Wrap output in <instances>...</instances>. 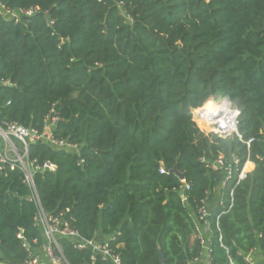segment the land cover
Wrapping results in <instances>:
<instances>
[{
    "label": "trees",
    "instance_id": "trees-1",
    "mask_svg": "<svg viewBox=\"0 0 264 264\" xmlns=\"http://www.w3.org/2000/svg\"><path fill=\"white\" fill-rule=\"evenodd\" d=\"M0 1L37 9L17 23L0 15V81L10 83L0 84V124L41 130L53 112V135L80 149L29 146L30 159L56 165L34 176L46 214L62 212L83 239H109L121 264H160L159 252L164 264H191L204 252L195 218L204 200L211 264L264 255V0ZM218 97L239 110L242 140L197 124L194 112ZM232 155L239 166L221 186L211 164ZM216 193L222 205L211 209ZM28 196L21 171H0L2 264L44 243ZM59 244L67 264H113Z\"/></svg>",
    "mask_w": 264,
    "mask_h": 264
},
{
    "label": "built area",
    "instance_id": "built-area-1",
    "mask_svg": "<svg viewBox=\"0 0 264 264\" xmlns=\"http://www.w3.org/2000/svg\"><path fill=\"white\" fill-rule=\"evenodd\" d=\"M36 8H29L26 10L11 11L7 9L0 1V15L6 19L17 23L22 17H30L36 13ZM52 24V22H50ZM0 84L10 85L8 81ZM211 104L210 110H203L204 106L194 112V118L197 124L207 133L215 134L222 139L237 137L241 139L238 132V118L239 110L235 108L229 99L225 97H218L209 100ZM9 104V102L7 103ZM58 115L51 113L45 117L43 127L41 130L23 127L14 122H2L0 124V171L9 169L10 171L19 170L23 175V183L29 191L28 200L33 202L36 206L37 212L34 218L35 225L40 229L44 243L42 248L44 250L47 260L51 264H67L66 260L61 254L59 240L62 238L71 239L74 248L77 250L89 249L91 252V261L95 260V255H99L102 259H109L113 264H121L117 255L111 254L109 248V239L103 241L86 240L70 228L68 222L65 221L62 212L58 214H46L38 200V195L34 183V176L38 173L54 172L56 165L49 161L40 162L37 159L29 158V146L38 141H44L47 144L62 149L65 152L79 154L78 144L69 142L66 139H57L53 135L54 128L58 121ZM253 139L244 141V144L249 148ZM232 165L239 166V160L235 156H231L230 164H227L223 156L211 164V169L214 171H223L224 179L221 186H225L228 181L232 179ZM250 170V161L242 164L237 173L236 184L244 180ZM237 171V170H236ZM159 173H165L163 167H160ZM182 183V190H188L189 186L185 180H180ZM230 204L228 209L232 207L233 189L229 192ZM219 205H222L220 201ZM210 209L205 201H201L200 206L196 210V232L198 238L203 245V255L206 264H211L208 256V244L203 239L202 229L205 220L209 215ZM20 237V235H19ZM114 237L111 238L113 240ZM27 258L22 264H39V260L29 251ZM197 260V259H196ZM195 261V260H194ZM246 264H253L247 257L244 256ZM230 264H233L230 262Z\"/></svg>",
    "mask_w": 264,
    "mask_h": 264
},
{
    "label": "crops",
    "instance_id": "crops-1",
    "mask_svg": "<svg viewBox=\"0 0 264 264\" xmlns=\"http://www.w3.org/2000/svg\"><path fill=\"white\" fill-rule=\"evenodd\" d=\"M219 203H220V195L219 193H216L212 198L210 208L211 209L215 208ZM32 253L34 256L38 258L39 264H51L47 260L42 246L34 248L32 250ZM245 257H247L253 264H264V255L258 248L248 252L245 255ZM191 264H206V262L204 260V257H201L200 259L193 261Z\"/></svg>",
    "mask_w": 264,
    "mask_h": 264
},
{
    "label": "water",
    "instance_id": "water-1",
    "mask_svg": "<svg viewBox=\"0 0 264 264\" xmlns=\"http://www.w3.org/2000/svg\"><path fill=\"white\" fill-rule=\"evenodd\" d=\"M172 172L175 173L180 180L184 179V175L182 173H180L176 168H174L172 170ZM159 261H160V264H164V259H163V256H162L161 252H159Z\"/></svg>",
    "mask_w": 264,
    "mask_h": 264
},
{
    "label": "bare ground",
    "instance_id": "bare-ground-1",
    "mask_svg": "<svg viewBox=\"0 0 264 264\" xmlns=\"http://www.w3.org/2000/svg\"><path fill=\"white\" fill-rule=\"evenodd\" d=\"M210 103V102H208ZM211 109V104H206L204 107V110H210Z\"/></svg>",
    "mask_w": 264,
    "mask_h": 264
},
{
    "label": "rangeland",
    "instance_id": "rangeland-1",
    "mask_svg": "<svg viewBox=\"0 0 264 264\" xmlns=\"http://www.w3.org/2000/svg\"><path fill=\"white\" fill-rule=\"evenodd\" d=\"M210 104V103H209Z\"/></svg>",
    "mask_w": 264,
    "mask_h": 264
}]
</instances>
